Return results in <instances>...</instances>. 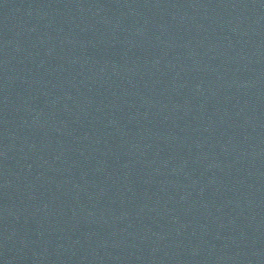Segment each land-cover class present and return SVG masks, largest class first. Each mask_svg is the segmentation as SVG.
Listing matches in <instances>:
<instances>
[{
  "label": "water",
  "instance_id": "water-1",
  "mask_svg": "<svg viewBox=\"0 0 264 264\" xmlns=\"http://www.w3.org/2000/svg\"><path fill=\"white\" fill-rule=\"evenodd\" d=\"M0 264H264V0H0Z\"/></svg>",
  "mask_w": 264,
  "mask_h": 264
}]
</instances>
